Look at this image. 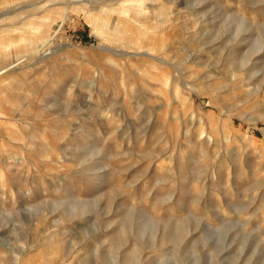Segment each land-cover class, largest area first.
Here are the masks:
<instances>
[{
  "label": "rangeland",
  "instance_id": "374dc122",
  "mask_svg": "<svg viewBox=\"0 0 264 264\" xmlns=\"http://www.w3.org/2000/svg\"><path fill=\"white\" fill-rule=\"evenodd\" d=\"M0 264H264V0H0Z\"/></svg>",
  "mask_w": 264,
  "mask_h": 264
}]
</instances>
